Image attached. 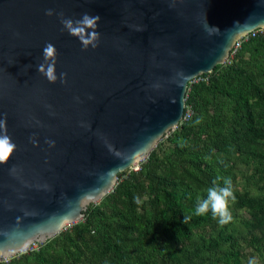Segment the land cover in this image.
I'll use <instances>...</instances> for the list:
<instances>
[{
  "label": "water",
  "instance_id": "1",
  "mask_svg": "<svg viewBox=\"0 0 264 264\" xmlns=\"http://www.w3.org/2000/svg\"><path fill=\"white\" fill-rule=\"evenodd\" d=\"M47 9L99 15L98 47ZM257 29L264 0H0V134L17 145L0 163V259L81 221L178 127L190 81ZM49 42L67 83L37 70Z\"/></svg>",
  "mask_w": 264,
  "mask_h": 264
},
{
  "label": "trees",
  "instance_id": "2",
  "mask_svg": "<svg viewBox=\"0 0 264 264\" xmlns=\"http://www.w3.org/2000/svg\"><path fill=\"white\" fill-rule=\"evenodd\" d=\"M231 178L233 221L192 215ZM139 197L140 203L136 202ZM187 218V219H186ZM264 264V31L190 81L186 112L84 218L0 264Z\"/></svg>",
  "mask_w": 264,
  "mask_h": 264
},
{
  "label": "clouds",
  "instance_id": "3",
  "mask_svg": "<svg viewBox=\"0 0 264 264\" xmlns=\"http://www.w3.org/2000/svg\"><path fill=\"white\" fill-rule=\"evenodd\" d=\"M45 14L49 17L58 15L63 25V30L67 31L71 36L76 37L82 45L83 50L98 47L100 33L97 31L98 24L101 20L99 15H90L85 12L79 19L66 17L63 12L57 13L53 9H47ZM218 29V28H217ZM58 50L52 43H47L43 48V63L37 65V70L45 76L51 83H56L58 79L62 83H67V73H60L57 76L56 63ZM7 118L0 119V129H6ZM37 143L35 140L32 141ZM54 146L53 141H47ZM17 145L12 141L11 137L6 133L0 134V163H6L12 156ZM223 186L217 181H213L212 186L207 188L206 198L200 200L194 207L192 215L197 217L207 216L211 212L212 217L217 220L218 224L223 227L233 221L230 210L231 202L236 200L231 178H222ZM136 202L140 203L139 197ZM187 219V218H186ZM247 264H258L256 258H250Z\"/></svg>",
  "mask_w": 264,
  "mask_h": 264
},
{
  "label": "built area",
  "instance_id": "4",
  "mask_svg": "<svg viewBox=\"0 0 264 264\" xmlns=\"http://www.w3.org/2000/svg\"><path fill=\"white\" fill-rule=\"evenodd\" d=\"M260 31H264V29H257L251 33H249L248 35H246L245 37L241 38L235 45V50L238 49L240 46H241V43L243 40H246L248 39L251 35L254 36L257 32H260Z\"/></svg>",
  "mask_w": 264,
  "mask_h": 264
},
{
  "label": "rangeland",
  "instance_id": "5",
  "mask_svg": "<svg viewBox=\"0 0 264 264\" xmlns=\"http://www.w3.org/2000/svg\"><path fill=\"white\" fill-rule=\"evenodd\" d=\"M136 168H139V165L138 166H134V167L129 168V169H136ZM129 169H127V170H129Z\"/></svg>",
  "mask_w": 264,
  "mask_h": 264
}]
</instances>
